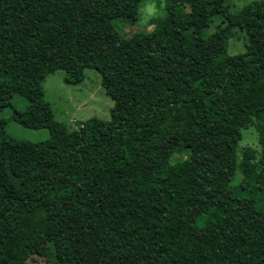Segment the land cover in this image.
Returning <instances> with one entry per match:
<instances>
[{"label": "trees", "instance_id": "obj_1", "mask_svg": "<svg viewBox=\"0 0 264 264\" xmlns=\"http://www.w3.org/2000/svg\"><path fill=\"white\" fill-rule=\"evenodd\" d=\"M128 1L0 0V113L50 132L18 139L0 117V260L27 264L46 249L47 264H264V0L236 13L174 0L152 31L124 37L111 14ZM216 15L222 46L203 35ZM234 28L246 47L230 55ZM87 69L111 119L69 130L43 83L64 71L80 84ZM249 122L260 160L247 148L246 184L235 185Z\"/></svg>", "mask_w": 264, "mask_h": 264}, {"label": "rangeland", "instance_id": "obj_2", "mask_svg": "<svg viewBox=\"0 0 264 264\" xmlns=\"http://www.w3.org/2000/svg\"><path fill=\"white\" fill-rule=\"evenodd\" d=\"M233 13L238 12L244 6L253 1L261 0H223ZM174 0H129L123 6L112 11L111 18L114 28L124 37L134 33L152 31L156 24L165 17ZM226 28V22L222 16L213 17L209 27L203 31L204 36L215 35L219 46L223 45L224 38L221 31ZM231 37L228 40L230 55L243 53L246 47L244 32L234 28L230 30ZM45 100L51 104L55 118L64 123L69 130L79 129V124L91 118H99L103 121L111 119V109L114 102L102 86L101 75L92 69L85 70L84 80L80 84H68L65 82V72L57 71L46 76L43 83ZM12 105L19 111H24L29 103L20 96H14ZM13 110L5 108L0 117L7 121L6 132L18 139L30 142H42L50 138L48 129H29L12 118ZM250 148L255 152V162L260 160L261 146L258 141V133L254 123H245L241 128V139L237 145L238 170L234 178L235 185H245L246 178L243 175L244 152ZM186 152L175 154L172 163L184 160ZM51 262L50 252L41 249L33 255L27 264H47ZM52 263V262H51ZM0 264H5L0 260Z\"/></svg>", "mask_w": 264, "mask_h": 264}]
</instances>
